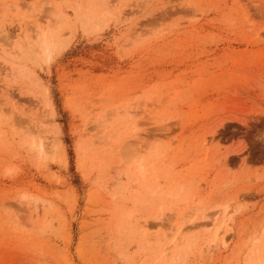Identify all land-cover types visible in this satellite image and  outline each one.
<instances>
[{
    "label": "rangeland",
    "instance_id": "1",
    "mask_svg": "<svg viewBox=\"0 0 264 264\" xmlns=\"http://www.w3.org/2000/svg\"><path fill=\"white\" fill-rule=\"evenodd\" d=\"M0 264H264V0H0Z\"/></svg>",
    "mask_w": 264,
    "mask_h": 264
},
{
    "label": "bare ground",
    "instance_id": "2",
    "mask_svg": "<svg viewBox=\"0 0 264 264\" xmlns=\"http://www.w3.org/2000/svg\"><path fill=\"white\" fill-rule=\"evenodd\" d=\"M39 144H40V147H41L42 149H45V146H44L45 143L41 142V143H39ZM225 210H226V212H225V215H224V217H223V220L220 222L218 228L216 229L217 231H214V232H216V235H218V233L220 232L221 229H223V228L225 229V227L227 226V217H228V214H227V207L225 208ZM207 225H209V224H207ZM223 240H224V238H223ZM224 241H225V240H224Z\"/></svg>",
    "mask_w": 264,
    "mask_h": 264
}]
</instances>
